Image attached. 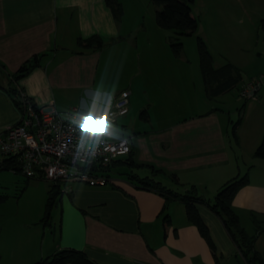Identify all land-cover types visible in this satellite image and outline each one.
I'll return each instance as SVG.
<instances>
[{
    "label": "crops",
    "instance_id": "0c3cea01",
    "mask_svg": "<svg viewBox=\"0 0 264 264\" xmlns=\"http://www.w3.org/2000/svg\"><path fill=\"white\" fill-rule=\"evenodd\" d=\"M92 36L103 40L100 50L77 46L78 39ZM113 39L117 41L112 43ZM136 50L105 0H0V130L20 119L19 110L3 88L34 56H42L39 67L16 87L39 108L61 113L77 109L79 126L84 130L95 128L101 119L97 122L92 116L102 117L123 92L129 93L128 105L133 112L150 104V93L159 91L168 96L179 89L177 81L182 80L150 85L145 83V74L143 85H136ZM119 72L128 74L123 87L110 78ZM221 112L213 109L172 124L164 121L151 135L145 126L131 129L127 137L125 116L108 129L113 140L129 141L135 163L158 170L155 175L170 180L173 187H166L179 194L195 186L200 196L211 200L227 181L247 174L248 183L236 193L232 209L240 226L256 236L255 250L264 257V160L253 157L260 137L250 141V162L244 158L247 151L243 152L239 137L237 144L230 139V126L219 119ZM240 130L241 125L236 135ZM120 169L111 171L104 187L59 184V201L52 210L50 226H46L49 232L43 229L39 248L28 240L25 245L30 244V248L20 251L34 257L33 263L72 249L84 252L96 264H243L221 221L208 208L197 206L215 244L217 259L188 222L184 205L169 202L170 222L164 225L159 216L164 199L120 177ZM11 242L7 243L10 251L19 250H14Z\"/></svg>",
    "mask_w": 264,
    "mask_h": 264
},
{
    "label": "rangeland",
    "instance_id": "374dc122",
    "mask_svg": "<svg viewBox=\"0 0 264 264\" xmlns=\"http://www.w3.org/2000/svg\"><path fill=\"white\" fill-rule=\"evenodd\" d=\"M117 1L122 10L119 21L123 35L137 46L133 62L135 84L143 85L142 74L148 76L144 79L150 85L158 86L169 79L182 80L177 81L179 89L168 96L159 91L150 93V104L143 108L147 111L144 116H141L143 109L132 112L128 105L125 124L129 127V134L125 135L128 137L131 129L145 126L151 135L160 130L164 121L172 124L217 109L222 111L219 119L230 126V139L233 126L241 125L237 137L244 144L243 152L247 151L244 158L252 162L248 156L250 141L257 136L260 143L264 135V0H194L191 13L198 26L192 36L179 38L182 44L179 56L170 49L171 40L176 35L157 27V7L150 0ZM197 38L202 39L210 52L215 69L230 63L242 76L234 89L211 100L207 99L202 83ZM117 75L110 78L123 87L128 74L119 72ZM247 86L256 90L252 96L243 98L241 92ZM235 154L239 156L237 150ZM152 171L146 167L133 169L140 177H152L169 188L173 187L170 180L153 175ZM48 189L49 183L45 180L27 183L21 174L0 171V264H31L35 261L34 257H28L20 250L30 248V244L39 248L43 229L49 232L41 223ZM213 199L214 196L211 201ZM28 240L30 244L26 246ZM10 242L14 250H19L10 251V245L7 246ZM224 264L229 263L225 261Z\"/></svg>",
    "mask_w": 264,
    "mask_h": 264
},
{
    "label": "trees",
    "instance_id": "16d2710c",
    "mask_svg": "<svg viewBox=\"0 0 264 264\" xmlns=\"http://www.w3.org/2000/svg\"><path fill=\"white\" fill-rule=\"evenodd\" d=\"M157 7L155 12V22L157 27L163 30L174 32L176 38L170 43V49L175 56H179L182 50V44L179 42L180 37H190L197 29V20L192 16L191 5L194 0H150ZM106 5L111 9L114 18L119 21L122 15L121 6L117 0H105ZM117 39L111 40L115 42ZM77 46L82 50H100L104 46V42L98 36H92L88 39L77 40ZM197 50L199 69L202 77L204 91L208 100L214 99L232 89H234L242 80L239 69L226 63L222 67L215 69L213 67V58L207 50L202 39L197 38ZM42 56H34L32 59L24 63L10 77V85L3 88L6 95L13 102L14 106L20 110V98L24 94L15 84L21 79L28 76L34 69L39 67ZM0 67H2L0 65ZM29 99V98H28ZM146 114L145 111L141 116ZM238 124L231 129V139L234 144L238 143L236 128ZM254 159L264 160V135L253 153ZM123 168L118 171L120 177L125 178L131 184L139 189L151 191L160 195L165 203L160 212V218L164 225L170 222L167 213L168 204L171 201H177L184 205L185 214L188 222L198 230L200 236L204 239L212 255L216 258V247L211 238L210 232L206 224L203 222L197 206H205L208 208L222 223L226 233L235 245L238 251V257L243 264H264V257L255 250L256 236H250L239 223L237 214L232 209V201L236 193L248 183V175L235 177L227 181L215 194L213 201L203 198L198 194L197 188L191 186L184 194L164 186L160 181H156L152 177H140L133 172V169L144 168L142 164H137L133 160L132 153L120 160L113 162L106 170H102L106 178H110L111 171L114 168ZM15 171L20 174L19 165L16 161L5 159L0 166V171ZM152 169V168H151ZM124 170V171H121ZM153 175L159 173L153 169ZM174 179V177H173ZM30 180L26 179L28 183ZM60 196V187L58 184H50L47 192V198L41 223L44 227L50 226L51 213L57 204ZM2 198L0 197V201ZM259 231V230H258ZM217 259V258H216ZM33 264H96L88 259L82 251L67 249L61 250L53 255L42 259Z\"/></svg>",
    "mask_w": 264,
    "mask_h": 264
},
{
    "label": "built area",
    "instance_id": "2783aa9c",
    "mask_svg": "<svg viewBox=\"0 0 264 264\" xmlns=\"http://www.w3.org/2000/svg\"><path fill=\"white\" fill-rule=\"evenodd\" d=\"M255 88L247 86L243 98ZM128 92L112 102L103 119L89 130L79 126L77 109L61 113L35 106L25 94L20 98L17 124L0 130V166L5 159L16 161L20 174L28 180H45L50 184L81 183L104 187V176L113 162L130 154L127 139L113 140L109 127L128 114ZM97 133L91 135L90 133ZM15 173V171L9 170Z\"/></svg>",
    "mask_w": 264,
    "mask_h": 264
},
{
    "label": "snow or ice",
    "instance_id": "6c2138e0",
    "mask_svg": "<svg viewBox=\"0 0 264 264\" xmlns=\"http://www.w3.org/2000/svg\"><path fill=\"white\" fill-rule=\"evenodd\" d=\"M85 120L88 119V117L84 118ZM92 119L96 120L97 122H99L100 119H103V117H96V116H92ZM91 135H97V133H90Z\"/></svg>",
    "mask_w": 264,
    "mask_h": 264
}]
</instances>
